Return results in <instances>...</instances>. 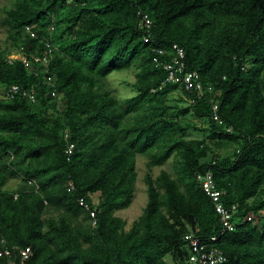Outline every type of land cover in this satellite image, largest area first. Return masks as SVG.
Instances as JSON below:
<instances>
[{
	"label": "trees",
	"instance_id": "16d2710c",
	"mask_svg": "<svg viewBox=\"0 0 264 264\" xmlns=\"http://www.w3.org/2000/svg\"><path fill=\"white\" fill-rule=\"evenodd\" d=\"M0 1L10 4L0 23L8 33L0 51V242L16 254L30 248L28 264H164L169 255L185 264L184 237L195 233L218 237L225 264H264V220L223 231L197 180L212 173L240 218L264 211V0ZM174 45L200 74L202 95L166 82L154 61L171 60ZM12 50L31 66L8 60ZM133 69L136 94L121 102L106 80ZM13 86L21 91L10 97ZM22 90H34V100ZM177 91L190 105L173 115L167 100ZM190 113L209 122L206 139L186 138L191 126L177 118ZM174 154L187 192L166 170L148 177V205L125 231L115 212L134 201L136 156L155 167ZM14 179L22 186L11 191Z\"/></svg>",
	"mask_w": 264,
	"mask_h": 264
},
{
	"label": "built area",
	"instance_id": "2783aa9c",
	"mask_svg": "<svg viewBox=\"0 0 264 264\" xmlns=\"http://www.w3.org/2000/svg\"><path fill=\"white\" fill-rule=\"evenodd\" d=\"M141 26L143 28L150 29L152 26V21L148 15H143L141 19ZM27 31L31 33L32 36L35 34L31 31L30 27H27ZM48 46H50L48 44ZM174 55L171 57V60L167 62H160L158 58H155L154 61L161 65L165 71L168 73L166 82L179 84L183 86L187 91L197 92L199 95H202L204 92V85L201 80V76L198 72L189 71L186 64V52L179 45H174ZM160 54H165L160 51ZM43 64L47 65L49 58L45 57ZM36 62H41L40 58H36ZM26 66H30L28 60H24ZM50 77L48 80L51 81ZM21 88L19 86H13L8 95L14 97L15 94L19 93ZM24 96H28L30 99L34 100V90L27 91L22 90ZM53 97H57V92L54 90L52 92ZM214 117L213 119L220 124L222 121L217 114L218 106L214 107ZM228 132H232V129H228ZM66 139H69V135L66 134ZM75 146L73 143L69 142L65 153L69 156L73 153ZM1 154V151H0ZM1 162V161H0ZM197 180L199 181L203 191L207 196L213 201L216 212L220 218V224L223 231H234L238 224L242 222H249L252 224L260 225L263 222L264 211H261L259 215L249 214L246 217L240 218L237 216L238 207H227L223 202V196L225 192L217 189L214 182L213 174H199L197 175ZM30 184H33L30 182ZM36 184V183H34ZM37 189L38 186L36 185ZM69 187H72V184H69ZM70 191V190H69ZM80 205L90 211L92 218L95 219V212L90 209V206L84 201H80ZM93 225H96L94 220ZM218 237L215 236H199L195 233H189L184 237V251L187 253L185 264H225L227 258L224 251L217 244ZM32 257V250L30 248L22 249L16 254L11 250L6 243L5 239H2L0 242V258L7 259L8 264H28Z\"/></svg>",
	"mask_w": 264,
	"mask_h": 264
},
{
	"label": "rangeland",
	"instance_id": "374dc122",
	"mask_svg": "<svg viewBox=\"0 0 264 264\" xmlns=\"http://www.w3.org/2000/svg\"><path fill=\"white\" fill-rule=\"evenodd\" d=\"M10 4L7 1H0V23L4 18L3 9L8 7ZM8 33L7 29L0 25V51L4 49L8 43ZM11 58L21 57L18 51L12 50ZM136 70L116 72L113 75L109 76L106 80L107 87L112 91L113 95L124 101L125 99L135 96L136 92L134 90L133 84L136 82L137 76ZM167 104L173 107L169 112L175 115L177 108L188 107L190 105L189 98L182 92L177 91L169 96ZM177 107V108H176ZM177 120L185 126L190 125L191 128L188 129L186 134L187 139H206L209 135V122L207 120L197 119L193 114H189L184 118ZM194 127V128H192ZM149 158L147 155H137L136 156V170H137V180H136V189H135V198L132 205L124 210L116 211L115 217L121 218L125 222V231H130L136 221L140 219L143 215L149 201L148 189L149 185L147 182L148 177L156 180L160 173L164 170L169 172L171 176L178 181L182 190L187 192L189 180L183 176L182 164L180 154H174V156L163 166H149ZM22 181L20 179L11 180L8 183L7 189L15 190L18 187H21ZM95 202H98V199L95 197ZM165 212V210H164ZM165 264H176L171 255L167 256L164 259Z\"/></svg>",
	"mask_w": 264,
	"mask_h": 264
},
{
	"label": "clouds",
	"instance_id": "9594fccd",
	"mask_svg": "<svg viewBox=\"0 0 264 264\" xmlns=\"http://www.w3.org/2000/svg\"><path fill=\"white\" fill-rule=\"evenodd\" d=\"M27 27H30V26H27ZM27 27H26V32L32 37V38H35L36 37V33H35V31H33V29H32V27H30L31 28V31L35 34V36H32L31 35V33L30 32H28L27 31ZM20 55H21V57H18V58H11L10 56H8V60H17V59H20V60H23V62H24V60L26 59V60H28L27 58H24L23 56H22V54L21 53H19ZM35 58V61H36V58H38V57H34ZM36 63H38V62H36ZM44 66H46V68H45V71L47 70V65H48V63H47V65H45V64H43ZM30 66H31V64H30ZM29 66V67H30ZM34 69V68H33ZM52 77V76H51ZM50 77H48V79H49ZM49 81V80H48ZM56 92H57V90L56 89H54ZM53 90V91H54ZM52 91V92H53ZM51 95H52V93H51ZM53 97V96H52ZM57 97H58V92H57ZM57 97H53V98H57ZM65 137H66V135H65Z\"/></svg>",
	"mask_w": 264,
	"mask_h": 264
},
{
	"label": "crops",
	"instance_id": "0c3cea01",
	"mask_svg": "<svg viewBox=\"0 0 264 264\" xmlns=\"http://www.w3.org/2000/svg\"><path fill=\"white\" fill-rule=\"evenodd\" d=\"M163 263L165 264L164 260H163Z\"/></svg>",
	"mask_w": 264,
	"mask_h": 264
}]
</instances>
